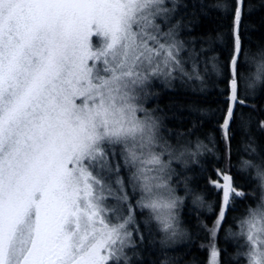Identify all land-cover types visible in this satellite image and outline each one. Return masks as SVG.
Listing matches in <instances>:
<instances>
[{
  "label": "snow or ice",
  "instance_id": "1",
  "mask_svg": "<svg viewBox=\"0 0 264 264\" xmlns=\"http://www.w3.org/2000/svg\"><path fill=\"white\" fill-rule=\"evenodd\" d=\"M245 4L219 6L233 12L226 139L245 104ZM174 11L166 0H0V264H132L128 253L146 239L143 209L162 224L161 243L181 234L183 198L171 180L185 153L165 138L159 110L145 106L154 80L203 84L201 53L179 39ZM262 78L264 59L254 83ZM242 167L256 168L264 190V167ZM215 172L209 183L222 198L209 264H222L217 230L246 194L227 170ZM239 227L229 232L244 240L237 255L264 264V196Z\"/></svg>",
  "mask_w": 264,
  "mask_h": 264
},
{
  "label": "trees",
  "instance_id": "2",
  "mask_svg": "<svg viewBox=\"0 0 264 264\" xmlns=\"http://www.w3.org/2000/svg\"><path fill=\"white\" fill-rule=\"evenodd\" d=\"M231 3L232 0H173L169 3L170 8L175 4L171 24H178L179 39L190 42L186 47L201 53L198 71L201 74L208 70L218 72L221 78L212 76L203 84L199 81L169 85L157 82L150 89L153 95L145 106L159 110L156 114L161 117L162 127L167 129L165 138L178 153L186 152L184 159L173 161L175 174L171 180L185 196V201L179 211L181 234L165 243H161L165 232L160 222L151 219L149 210H141L142 215L137 219L147 225L143 233L146 239L138 243L134 256L129 252L132 264H209V230L217 220L222 198V193L209 183V178L217 179L216 169L227 170L241 186L239 190L246 194L234 199L217 230L215 242L223 250L221 261L222 264L246 263V258L237 255L245 250L240 247L244 240L230 236L229 232H239L238 226L248 208L257 206L264 196L255 178L256 168L242 167L245 160L264 167V128L261 127L264 78L257 83L253 78L255 63L264 59V0H246L242 8L240 31L244 54L238 57L242 73L239 96L245 104L236 106V119L230 122L226 139L221 126L230 94L228 64L233 50V12L219 6ZM193 148L200 151L190 168L187 162L192 157L187 150ZM197 196L203 197V203Z\"/></svg>",
  "mask_w": 264,
  "mask_h": 264
},
{
  "label": "rangeland",
  "instance_id": "3",
  "mask_svg": "<svg viewBox=\"0 0 264 264\" xmlns=\"http://www.w3.org/2000/svg\"><path fill=\"white\" fill-rule=\"evenodd\" d=\"M171 1H173V0H166V5L170 8V5H169V3H171ZM159 22V21H158ZM165 30H167L166 28H165ZM94 43H98V40H95L94 39ZM183 55H187V54H185V53H183ZM259 63V61H257L256 63H255V66H256V68H255V70L257 71V64ZM185 68H186V70L187 71H189V68L191 69V72H192V68H191V62H189L188 64H186L185 65ZM197 71H198V69H197ZM190 72V71H189ZM199 72V71H198ZM206 73L205 74H201V72H199V74L204 78V80H203V82H206L207 83V81L209 80V77H212V76H216V77H218V78H221V74L220 73H218V72H212V71H210V70H208V71H205ZM256 73V72H255ZM253 78L255 79V74H254V76H253ZM157 82H161V83H166L163 79H157V80H154L153 81V85H156L157 84ZM189 82H191V81H187V82H185V81H182L181 79H179V78H177V79H175V80H173L171 83L170 82H167L166 83V85H169V84H181V83H186V84H189ZM199 83H201L200 81H199ZM255 83H257V82H255ZM228 84H229V81H228ZM250 85V84H249ZM252 86H254V85H252ZM151 89H153V86L151 87ZM229 91H230V89H229ZM202 149H204V148H202ZM186 150V149H185ZM193 150H194V148H193ZM193 150H187V152L188 153H190L191 154V156L190 157H192V159L191 160H189L188 162H187V164H189V166H190V168L192 167V165L194 164V162H195V157H196V155H197V153L200 151L199 150V148L197 149L196 148V150L197 151H193ZM186 153V152H185ZM184 156H186V155H184ZM184 156L183 157H181V158H183L184 159ZM185 161V160H184ZM222 182V181H221ZM172 183V182H171ZM172 186H173V184H172ZM174 188H175V190H176V195L177 196H179V197H182L183 198V202L185 201V196H183V195H181L178 191H177V188L175 187V186H173ZM182 202V203H183ZM109 203H111V201H109ZM181 205V204H180ZM179 211H180V206H179V208H178V210H177V214H178V217H179ZM226 211H227V209H226ZM150 212V211H149ZM151 213V212H150ZM161 226H162V224H161ZM239 227V226H238ZM239 229V231H240V227L238 228ZM128 255H129V253H128ZM246 261V260H245ZM245 264H247V262L245 263Z\"/></svg>",
  "mask_w": 264,
  "mask_h": 264
}]
</instances>
